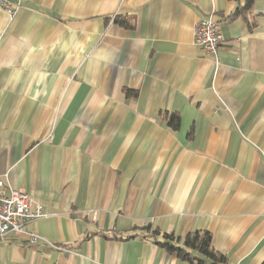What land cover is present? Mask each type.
Segmentation results:
<instances>
[{
  "label": "crops",
  "instance_id": "obj_1",
  "mask_svg": "<svg viewBox=\"0 0 264 264\" xmlns=\"http://www.w3.org/2000/svg\"><path fill=\"white\" fill-rule=\"evenodd\" d=\"M244 4L0 8V177L43 214L0 238V264H190L154 228L207 230L224 264H262L264 0ZM209 16L214 56L193 43Z\"/></svg>",
  "mask_w": 264,
  "mask_h": 264
},
{
  "label": "built area",
  "instance_id": "obj_2",
  "mask_svg": "<svg viewBox=\"0 0 264 264\" xmlns=\"http://www.w3.org/2000/svg\"><path fill=\"white\" fill-rule=\"evenodd\" d=\"M18 0H0V8L12 15ZM224 37L213 16L199 20L193 27V43L198 45L204 55L214 56L222 44ZM41 206L23 190L10 185L0 177V238L10 233L21 234L32 220L41 217ZM30 242H36L37 237L28 234Z\"/></svg>",
  "mask_w": 264,
  "mask_h": 264
},
{
  "label": "trees",
  "instance_id": "obj_3",
  "mask_svg": "<svg viewBox=\"0 0 264 264\" xmlns=\"http://www.w3.org/2000/svg\"><path fill=\"white\" fill-rule=\"evenodd\" d=\"M244 2L243 10H246L251 6L253 0H244ZM168 123L170 126L176 127L178 116H170ZM143 229L151 230L148 226ZM149 234L150 237H153L155 244L190 264H224L226 262V256L212 246L211 234L207 230H194L182 238L171 233L161 232L156 228L152 229ZM158 235L161 239L156 238Z\"/></svg>",
  "mask_w": 264,
  "mask_h": 264
}]
</instances>
